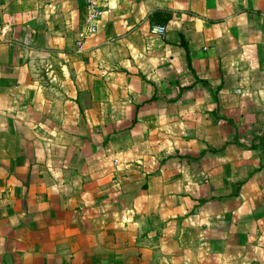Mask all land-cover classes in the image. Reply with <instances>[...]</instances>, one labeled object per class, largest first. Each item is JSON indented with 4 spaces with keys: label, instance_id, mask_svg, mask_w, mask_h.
I'll return each instance as SVG.
<instances>
[{
    "label": "crops",
    "instance_id": "crops-1",
    "mask_svg": "<svg viewBox=\"0 0 264 264\" xmlns=\"http://www.w3.org/2000/svg\"><path fill=\"white\" fill-rule=\"evenodd\" d=\"M99 2L0 0V264H264V0Z\"/></svg>",
    "mask_w": 264,
    "mask_h": 264
},
{
    "label": "built area",
    "instance_id": "built-area-1",
    "mask_svg": "<svg viewBox=\"0 0 264 264\" xmlns=\"http://www.w3.org/2000/svg\"><path fill=\"white\" fill-rule=\"evenodd\" d=\"M85 29L81 37L76 41L78 49H81L85 40L90 35L94 34L97 31L98 23L103 18L105 13L111 12L110 8L105 7L99 0H85ZM153 33L164 36L166 33V26L164 25H153L151 27Z\"/></svg>",
    "mask_w": 264,
    "mask_h": 264
},
{
    "label": "trees",
    "instance_id": "trees-1",
    "mask_svg": "<svg viewBox=\"0 0 264 264\" xmlns=\"http://www.w3.org/2000/svg\"><path fill=\"white\" fill-rule=\"evenodd\" d=\"M190 64V63H189ZM190 66H191V64H190Z\"/></svg>",
    "mask_w": 264,
    "mask_h": 264
}]
</instances>
